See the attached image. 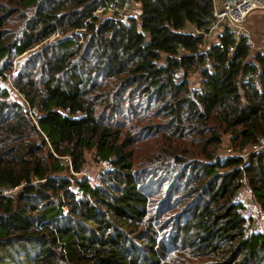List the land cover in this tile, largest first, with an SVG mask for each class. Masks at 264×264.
Wrapping results in <instances>:
<instances>
[{
    "label": "trees",
    "instance_id": "trees-1",
    "mask_svg": "<svg viewBox=\"0 0 264 264\" xmlns=\"http://www.w3.org/2000/svg\"><path fill=\"white\" fill-rule=\"evenodd\" d=\"M103 1L0 0V264H264V44L207 45L215 0Z\"/></svg>",
    "mask_w": 264,
    "mask_h": 264
},
{
    "label": "built area",
    "instance_id": "built-area-1",
    "mask_svg": "<svg viewBox=\"0 0 264 264\" xmlns=\"http://www.w3.org/2000/svg\"><path fill=\"white\" fill-rule=\"evenodd\" d=\"M135 3H137L136 0H120L115 2L103 1L96 10L95 15H124L130 13L133 10ZM255 12L264 13V0H215V10L213 15L214 19L211 23L208 37L212 35L217 36L226 29L232 36H234L235 39L238 41L245 40L251 49H254L255 44L246 25L251 15ZM197 33L199 32L197 31ZM60 36L61 35L59 33L54 35L50 39L49 43H54L58 38H60ZM231 51H234V48H232ZM9 83L11 84L10 79ZM0 84H3L1 77ZM16 92L18 91L16 90ZM40 118V116H33L34 122L37 125L40 121ZM262 150H264V139L258 146L245 149L242 155L243 157H247L252 152L257 153ZM226 156L232 157L234 155H232L231 150H227ZM101 165H103V167L106 169L105 171H108L111 168V165H109L107 162H102ZM4 193L7 194L8 191H5ZM246 195L247 194L245 192H239L236 195L235 202L241 205V212L245 216L250 217L253 206Z\"/></svg>",
    "mask_w": 264,
    "mask_h": 264
},
{
    "label": "rangeland",
    "instance_id": "rangeland-1",
    "mask_svg": "<svg viewBox=\"0 0 264 264\" xmlns=\"http://www.w3.org/2000/svg\"><path fill=\"white\" fill-rule=\"evenodd\" d=\"M140 9L135 4L133 10L130 12L129 15H133L135 17H139L140 15ZM247 29L251 33L252 40L255 44V48L252 49L255 52L262 49V46L264 44V13L262 12H255L251 15L248 23H247ZM216 35H212L207 38V45L216 43L217 40ZM26 57V56H25ZM192 85L193 87L198 88L200 86V78L195 75L192 78ZM221 154L226 155V152ZM105 168L103 165L98 164L96 160L94 159L93 154L88 155V162L85 167V170L83 171L82 175H78V177H87L92 180L93 184H99L100 177L102 172H105ZM155 189V187H154ZM156 190V189H155ZM248 200L250 199L248 195H246ZM253 206L252 213L250 214V217L253 220L254 227L258 231H264V214L260 212L259 208L254 204L252 200H249ZM253 216V217H252Z\"/></svg>",
    "mask_w": 264,
    "mask_h": 264
},
{
    "label": "water",
    "instance_id": "water-1",
    "mask_svg": "<svg viewBox=\"0 0 264 264\" xmlns=\"http://www.w3.org/2000/svg\"><path fill=\"white\" fill-rule=\"evenodd\" d=\"M136 2H137V3H139V2H140V0H136Z\"/></svg>",
    "mask_w": 264,
    "mask_h": 264
},
{
    "label": "bare ground",
    "instance_id": "bare-ground-1",
    "mask_svg": "<svg viewBox=\"0 0 264 264\" xmlns=\"http://www.w3.org/2000/svg\"><path fill=\"white\" fill-rule=\"evenodd\" d=\"M7 191H8V190H7ZM8 193H10V191H8ZM8 193H7V194H8Z\"/></svg>",
    "mask_w": 264,
    "mask_h": 264
},
{
    "label": "crops",
    "instance_id": "crops-1",
    "mask_svg": "<svg viewBox=\"0 0 264 264\" xmlns=\"http://www.w3.org/2000/svg\"><path fill=\"white\" fill-rule=\"evenodd\" d=\"M250 19V18H249ZM249 21V20H248ZM248 23V22H247Z\"/></svg>",
    "mask_w": 264,
    "mask_h": 264
}]
</instances>
